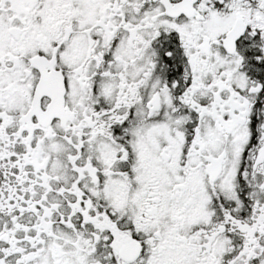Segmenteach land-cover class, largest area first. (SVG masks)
I'll use <instances>...</instances> for the list:
<instances>
[{"label": "snow or ice", "instance_id": "6c2138e0", "mask_svg": "<svg viewBox=\"0 0 264 264\" xmlns=\"http://www.w3.org/2000/svg\"><path fill=\"white\" fill-rule=\"evenodd\" d=\"M0 264H264V0H0Z\"/></svg>", "mask_w": 264, "mask_h": 264}]
</instances>
